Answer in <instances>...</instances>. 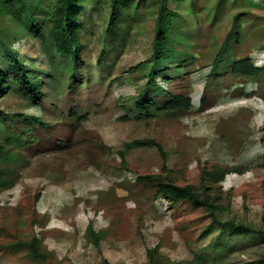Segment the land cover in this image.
Wrapping results in <instances>:
<instances>
[{"label": "rangeland", "instance_id": "374dc122", "mask_svg": "<svg viewBox=\"0 0 264 264\" xmlns=\"http://www.w3.org/2000/svg\"><path fill=\"white\" fill-rule=\"evenodd\" d=\"M90 1L81 15L84 62L76 82L70 86L67 75L55 80L43 105L15 93L0 99L6 110H23L46 122L25 131L26 146L17 148L23 161L5 164L16 166L17 179L12 188L0 189V264H46L20 244L33 234L43 239L54 264H103V257L114 264H148L147 249L155 245L172 264H259L264 0H171L172 7L183 9L180 17L174 15L180 32L174 50L164 52L171 62H154L163 71L156 72L144 95L157 103L150 111L137 109L136 100L152 68L151 62L138 65L152 55L151 0L131 8L115 35L106 32L109 0ZM2 24L8 26L4 19ZM13 46L44 77L50 64L40 42L25 37ZM247 56L261 67L258 75L234 72L235 61ZM180 92L191 96L189 107L170 114L160 109ZM4 132L0 124V143ZM147 138L161 142L166 156L156 146L127 147ZM216 163L242 169L230 172L220 188L224 196L231 193L226 215L248 222V234L212 225L203 206L171 205L156 197L155 181L146 186L138 180L166 169L181 183L195 181L201 166ZM91 222L103 232L99 246L86 235Z\"/></svg>", "mask_w": 264, "mask_h": 264}, {"label": "trees", "instance_id": "16d2710c", "mask_svg": "<svg viewBox=\"0 0 264 264\" xmlns=\"http://www.w3.org/2000/svg\"><path fill=\"white\" fill-rule=\"evenodd\" d=\"M144 1L109 0L110 11L106 32L115 35L119 24L125 21V17H128L132 11L131 8L139 9L141 2ZM157 1L158 3H155V0H151L150 3L152 11L156 12L152 55L138 64L151 62L152 65L146 88L141 90L136 100L137 109L140 111H150L157 106L154 98L150 99L152 97L147 98L144 95L151 86L152 80L156 79V72L163 71L157 70L154 64L164 61L171 62L165 58L164 52L174 50L171 44L180 32L178 23L174 21V15L177 13V17H180V12L183 9L180 11L172 7L171 0ZM53 2L48 6L45 4V0H0V99L7 94L15 93L28 100L31 105H43L45 99L51 96V93H48V88L55 83V80L61 82L67 75L70 86L76 82V70L79 63L84 62L85 43L81 37L84 22L81 15L83 11H86V7L91 1L53 0ZM2 19L8 23L7 27L2 24ZM25 37H32L39 41L40 47L47 54L50 68L44 70V77L32 70L31 65L21 56L20 50L13 46L14 42ZM260 69L261 67L256 65L250 56L237 59L233 66L234 72L246 76H256ZM191 103V96L180 92L172 94L171 99L160 109L170 114L183 107H189ZM153 116V114H146L143 117ZM42 119L36 115L26 114L23 110H6L0 106V124L5 126L4 142L0 143L2 152L1 190L12 188L17 179L16 166L7 169L5 164H17L23 161L17 148L26 146L25 131L31 128V125L46 123ZM133 145L156 146L165 155L161 142L154 138L139 139L127 143V147ZM233 170L242 171L239 167L223 166L216 163L211 167L201 166L195 181L181 183L172 170L166 169L159 173L139 175L138 180L146 186H150V183L155 181L156 197H163L171 205L187 202L197 207L203 206L212 215V225H219L234 235L248 234L252 230L248 222L235 216L226 215L232 208L231 193L227 192L224 196L220 182ZM40 196V191L36 192L34 199L37 200ZM34 222L37 224L36 218H34ZM86 233L96 246L100 245L103 232L96 231L93 222L89 224ZM20 244L26 245L34 258L44 260L46 264H54L50 260L51 253L44 248L43 239L39 235L33 234L29 239H22ZM147 258L148 264L173 263L162 252L160 245L148 248ZM102 262L103 264H114L107 257H103ZM258 263L264 264V255Z\"/></svg>", "mask_w": 264, "mask_h": 264}]
</instances>
